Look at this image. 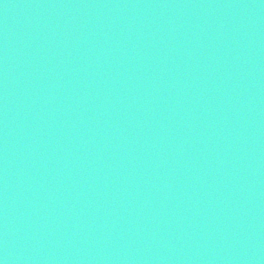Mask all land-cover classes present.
Masks as SVG:
<instances>
[{
    "label": "water",
    "instance_id": "1",
    "mask_svg": "<svg viewBox=\"0 0 264 264\" xmlns=\"http://www.w3.org/2000/svg\"><path fill=\"white\" fill-rule=\"evenodd\" d=\"M0 264H264V0H0Z\"/></svg>",
    "mask_w": 264,
    "mask_h": 264
}]
</instances>
